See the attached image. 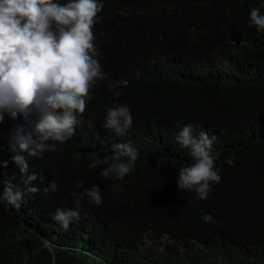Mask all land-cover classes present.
Listing matches in <instances>:
<instances>
[{
	"label": "trees",
	"instance_id": "1",
	"mask_svg": "<svg viewBox=\"0 0 264 264\" xmlns=\"http://www.w3.org/2000/svg\"><path fill=\"white\" fill-rule=\"evenodd\" d=\"M103 5L93 32L106 78L91 89L73 136L27 156L31 185L9 145L12 130L31 131L35 117L0 121V162L8 165L0 194L9 184L23 192L19 209L0 201V264H264V32L249 27L250 10L264 15V0ZM118 105L132 115L123 136L103 127ZM188 124L216 136L221 180L206 199L176 186L179 169L194 162L175 139ZM115 143L138 153L121 180L101 176ZM92 185L99 206L83 194ZM57 209L77 210L79 220L64 231Z\"/></svg>",
	"mask_w": 264,
	"mask_h": 264
},
{
	"label": "clouds",
	"instance_id": "2",
	"mask_svg": "<svg viewBox=\"0 0 264 264\" xmlns=\"http://www.w3.org/2000/svg\"><path fill=\"white\" fill-rule=\"evenodd\" d=\"M103 7V0H0V121L5 115L13 119L21 116L26 122L35 117L31 131L25 133L23 127H17L10 133L9 147L16 153L12 160L24 174L25 185L37 179L35 173L29 174L27 156L39 158L55 148L54 142L64 143L73 136L80 124L78 117L91 99V89L106 78L93 32ZM252 26L264 32V15L258 8L250 10L249 27ZM126 85V81H117L113 86ZM131 126L127 106L107 109L104 128L123 136ZM175 139L190 150L194 161L179 169L177 188L194 191L197 199H206L211 186L221 180L215 167L219 156L213 149L216 136L207 131L194 134L193 125L188 124ZM112 148L115 155L101 176L121 180L134 170L138 153L130 144L115 143ZM98 163L94 161L88 167L95 168ZM225 163L234 166L231 158ZM7 166L6 161L0 162V168ZM82 186L81 181L77 187ZM49 188L55 190L57 185L53 182ZM25 190L37 193L39 188L29 186ZM83 194L94 205L102 203L98 185L85 189ZM22 199L23 192L13 191L10 184L0 194V201L15 209L21 207ZM79 216L77 210L57 209L55 219L67 231ZM212 219L209 214L203 217L204 222Z\"/></svg>",
	"mask_w": 264,
	"mask_h": 264
}]
</instances>
